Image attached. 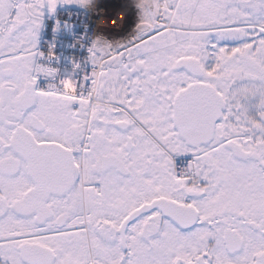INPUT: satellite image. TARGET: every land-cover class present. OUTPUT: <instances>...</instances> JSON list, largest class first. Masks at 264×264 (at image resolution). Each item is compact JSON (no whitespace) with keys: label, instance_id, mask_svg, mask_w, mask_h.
I'll return each mask as SVG.
<instances>
[{"label":"snow or ice","instance_id":"obj_1","mask_svg":"<svg viewBox=\"0 0 264 264\" xmlns=\"http://www.w3.org/2000/svg\"><path fill=\"white\" fill-rule=\"evenodd\" d=\"M61 4L0 0V264H264V0H158L79 79Z\"/></svg>","mask_w":264,"mask_h":264},{"label":"bare ground","instance_id":"obj_2","mask_svg":"<svg viewBox=\"0 0 264 264\" xmlns=\"http://www.w3.org/2000/svg\"><path fill=\"white\" fill-rule=\"evenodd\" d=\"M104 1L109 5L99 4L102 0H66L72 5L61 4L53 14H45L38 32L37 49H43L45 59L54 63L59 74L78 79L85 72L90 74L93 70L88 63L91 45L97 44L96 61L99 64L117 45L127 42L135 34H143L142 30L152 26L147 12L158 0ZM119 3L126 7L127 12H121L112 21L107 20L110 8ZM74 64L80 67L74 68ZM42 80L47 81L45 78Z\"/></svg>","mask_w":264,"mask_h":264},{"label":"rangeland","instance_id":"obj_3","mask_svg":"<svg viewBox=\"0 0 264 264\" xmlns=\"http://www.w3.org/2000/svg\"><path fill=\"white\" fill-rule=\"evenodd\" d=\"M106 2L104 0H102V2L99 4L109 5V3H106ZM121 12L126 13L127 12L126 7L124 5H121L120 3L116 4V6H114V8H110V10L108 12L107 20L112 21L113 19L117 18V16L120 15ZM115 31L120 33L119 29H115ZM37 37H38V35H37ZM37 40H38V38H37Z\"/></svg>","mask_w":264,"mask_h":264},{"label":"built area","instance_id":"obj_4","mask_svg":"<svg viewBox=\"0 0 264 264\" xmlns=\"http://www.w3.org/2000/svg\"><path fill=\"white\" fill-rule=\"evenodd\" d=\"M42 50L43 49H37V51L40 53V55L37 57V62L39 63H44V64H47V65H50L52 67H54V63L51 61V60H47L45 59L43 53H42ZM60 76H66L65 74H59ZM42 78H44L43 76H41L38 80V85L41 86V87H46L47 85V81L45 80H42Z\"/></svg>","mask_w":264,"mask_h":264}]
</instances>
